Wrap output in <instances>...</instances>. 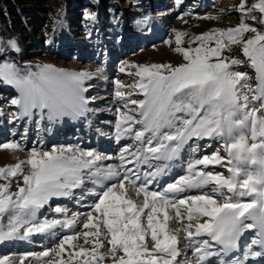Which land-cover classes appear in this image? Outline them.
I'll return each mask as SVG.
<instances>
[{
  "label": "snow or ice",
  "instance_id": "obj_1",
  "mask_svg": "<svg viewBox=\"0 0 264 264\" xmlns=\"http://www.w3.org/2000/svg\"><path fill=\"white\" fill-rule=\"evenodd\" d=\"M246 4L242 0L239 5L241 22L236 27L193 37L191 42H198L195 48L181 47L187 34L176 32L174 51L182 54L184 63L127 66L137 68L135 75L140 79L130 87L138 88L144 99H126L120 90L124 86L116 81L115 96L125 101L124 111L117 108L116 140L127 137L135 142L134 148L121 149L119 167L101 165L112 157L94 150L53 146L51 150L33 148L26 161L0 168V178L23 180L15 192L10 191V184H0V242L54 234L57 227L74 229L79 213L68 219L57 206L54 211L65 214V219L42 222L37 213L53 198L68 197L87 181L100 190L89 192L95 199L82 223L85 231L63 235L55 249L41 253L52 257L47 264H74L77 259L79 264H181V240L194 254L193 260L185 259L183 264H204L210 256L238 251L248 231L253 232L248 251L242 257L221 259L220 264H245L249 256L264 255V31L246 22V18L256 21L252 13L258 11L264 26V0L250 7ZM249 32L252 35L245 38ZM237 45L256 72L254 89L241 83L247 81V74L231 70L241 61L221 58L222 51ZM9 47L18 50L15 40L9 41ZM37 69L33 72L0 57V83L18 90L19 98L11 104L23 116L39 115L55 123L84 115L83 81L91 78L89 74L49 64ZM205 139L219 141L220 147L189 160L184 174L162 190H149L186 146L195 154L201 148L195 142ZM3 147L23 150L16 143ZM153 161L160 162L159 166ZM25 164L28 174L23 172ZM129 164L152 170L141 175ZM215 166L225 172L213 171ZM130 191L142 200H133ZM193 192L197 194H189ZM173 221L178 227H170ZM81 237L83 245L73 243ZM105 240L107 251L102 252ZM88 244L90 248L84 247ZM66 245L72 249L68 259H55L65 253ZM253 245L261 251H252ZM215 246H219L217 251H211Z\"/></svg>",
  "mask_w": 264,
  "mask_h": 264
},
{
  "label": "rangeland",
  "instance_id": "obj_2",
  "mask_svg": "<svg viewBox=\"0 0 264 264\" xmlns=\"http://www.w3.org/2000/svg\"><path fill=\"white\" fill-rule=\"evenodd\" d=\"M241 2L242 0H181L177 4L176 0H114L111 6L115 13L112 15L106 17L103 12L97 10L87 24L84 20L86 15L83 13L77 18L73 14H67L64 10L57 24L53 26V23L49 22L45 9L53 10V7L59 6L60 3L57 0H43L22 20L23 31L28 33L30 39L28 41L34 49L31 50L29 47L28 50L20 52L11 48V56L6 58L33 72L38 70V65L49 64L65 71L89 74L91 78L83 81V88L86 89L83 92L87 100L86 110L82 116L64 117L55 123L40 119L39 115L23 116L21 109L11 104L12 99L19 98L18 90L0 83V168H7L20 161H26L33 148L51 150L53 146H71L94 150L114 158L119 157L117 152H120L126 145H132L134 148L135 142L127 137L120 139L119 142L116 140L117 108L121 111L125 110L123 107L125 101L115 96L116 81L124 86L120 90L125 92L126 99H144V96L139 94L138 88L130 87L137 84L140 79L135 75L137 68L127 66L152 64L177 66L184 63L182 54L174 51L177 47L176 32L187 34L182 37L181 47L195 48L198 42L192 43L193 37L213 29L236 27L241 22V12L238 11ZM111 9L107 13L112 11ZM207 17H215V19ZM246 22L264 31V26L259 25L258 22L247 20ZM59 23L60 29L57 28ZM251 35L250 32L246 33L245 38ZM3 53L4 50L0 51V57L4 58ZM221 58L227 61L232 59L241 61L240 64L232 65L231 70L247 74V81L241 83H247L250 88H256V72L242 54L239 45L233 46L231 50L222 51ZM122 67H125L126 71L121 72ZM242 91H247V89H242ZM129 92L133 93L130 97L127 96ZM129 107L135 106L129 105ZM79 124L83 128L79 127ZM80 136L81 141H77ZM53 137L59 139L48 142V139ZM10 143L19 144L23 150L3 147ZM219 147V141L205 139L201 143L200 150L193 154L186 146L182 165H185L191 156L211 154ZM221 155H224L222 149ZM115 160L106 159L102 162L104 166L109 163V165L118 164ZM128 166L130 168V165ZM22 168L24 174H28L29 166L25 164ZM212 170L225 172V169L220 166H215ZM0 184H10V191L15 192L18 186H23V180L19 176L0 178ZM92 185L86 181L83 188L76 189L67 199L53 198L37 213V219L41 222L45 219L63 220L65 214L66 218L71 219L74 214L79 213V221L73 230L62 231L63 233L57 230L58 233H54V237L45 243L40 237H33L27 240L28 247L23 249H20L23 240L2 241L0 260L6 261V264H21V262L22 264H47L52 257H42L41 253L55 249L63 235L85 231L82 223L85 221V214L90 210L89 206L95 199L93 198L87 205L86 195L92 196L89 192L95 189ZM57 206L61 207L65 214L56 213L54 208ZM104 242L107 243L106 240ZM73 243L83 245L82 237ZM88 245L91 247V244ZM65 248V253L55 259H68V252L72 249L68 245ZM74 264H79V260L77 259Z\"/></svg>",
  "mask_w": 264,
  "mask_h": 264
},
{
  "label": "trees",
  "instance_id": "obj_3",
  "mask_svg": "<svg viewBox=\"0 0 264 264\" xmlns=\"http://www.w3.org/2000/svg\"><path fill=\"white\" fill-rule=\"evenodd\" d=\"M60 3L59 6L53 7V10L46 8V12L49 17V22L53 23V26L57 24L60 19V14L64 12L67 14H73L77 18L83 13L86 23L88 24L91 17L98 10L107 15L115 13L112 8L114 0H57ZM89 1V3H87ZM43 0H0V48L4 50V55L11 56V47H9V41L15 40L17 48L20 52L22 50H33L31 43H29L28 33L23 31V18L26 14H30L31 10L36 9L38 4ZM256 0H247L246 7H250ZM112 8V9H111ZM109 13H107L108 10ZM80 10V11H78ZM257 17L255 22L259 23L261 14L257 11L252 13ZM247 21H252L250 18H246ZM104 21V20H103ZM38 24V23H36ZM260 25V23H259ZM61 28L60 23L57 26Z\"/></svg>",
  "mask_w": 264,
  "mask_h": 264
},
{
  "label": "bare ground",
  "instance_id": "obj_4",
  "mask_svg": "<svg viewBox=\"0 0 264 264\" xmlns=\"http://www.w3.org/2000/svg\"><path fill=\"white\" fill-rule=\"evenodd\" d=\"M133 44V43H132ZM108 106H110V105H108ZM97 114V113H96ZM79 127H81V128H83V126L81 125V124H79L78 125ZM62 127V126H61ZM63 129H66L65 127H62ZM81 128H80V131H81ZM66 131H67V129H66ZM85 132V131H84ZM83 132V133H84ZM86 133V132H85ZM64 135H66V134H64ZM53 138H55L54 140H53ZM52 139H48V142L50 141V142H54V141H57L59 138H57V137H53ZM97 138V137H96ZM81 136L80 137H78V139H77V141H81ZM73 140V139H72ZM210 140V139H209ZM38 142L40 141V140H37ZM196 142H198L197 144H199V145H201V143H203L204 142V140H200V141H196ZM56 143V142H55ZM83 143H85L84 141H83ZM87 144V143H86ZM135 146V145H134ZM212 146H213V143H212ZM118 150V149H117ZM185 150V149H184ZM184 150L180 153V155L176 158V159H174L173 161H171L170 162V167H168V169H167V172H166V174L165 175H162V176H160L156 181H154L151 185H149L148 187H149V190H151V191H160V190H162V187L164 186V185H166L167 183H171L174 179H176L178 176H180V175H183L184 174V169H185V167H186V165H187V163H188V161L189 160H191V159H193V158H195V156L194 157H190V159L185 163V165H182V160H183V152H184ZM117 152V151H116ZM188 152V151H187ZM118 154L120 153V152H117ZM117 154V155H118ZM113 159H116L115 161L116 162H118V164L117 163H114V165H117V167H119L120 166V164H121V161H120V159H119V157L117 156V158H114V157H112V159H109V161H112ZM185 159V158H184ZM104 161V160H103ZM102 162V161H101ZM154 165H156V166H159V163L160 162H156V161H153L152 162ZM104 163L102 162L101 163V165H103ZM110 164V163H109ZM108 164V165H109ZM113 167H114V165H113V163L111 164ZM130 165V168H133V169H136V170H138L139 171V173L141 174V175H143V173H145V172H148V171H151L152 169H149L148 167H147V165H137V164H129ZM104 166V165H103ZM129 167V166H128ZM122 171H123V169H121ZM114 182V181H113ZM105 183H108L107 181H105ZM93 186V185H92ZM93 188H95L94 190L95 191H99L100 190V188L98 187V186H93ZM76 189H79V188H76ZM76 189H73L72 190V194L74 193V191L76 190ZM190 194V193H189ZM129 196H131V198L133 199V200H136L137 202H140L141 200H142V197H140V198H138V197H136V195H135V192L134 191H130L129 192ZM69 197V196H68ZM68 197H60V198H68ZM86 198H88V200L86 199V202H87V205L92 201V199L94 198V196H88V195H86ZM170 227H172V228H176V227H178V225L173 221V222H170ZM59 231V233L60 232H62V231H71V230H73V229H62V228H60V227H57L56 229H54L53 230V232L55 233V234H57L58 233V231ZM63 233V232H62ZM33 237H40L41 238V240H42V242L43 243H45V242H48L52 237H54V235L53 234H40V233H37V234H33L32 236H30V237H28L27 239H24L23 240V242H22V244L20 245V249L22 248H27L28 247V241L27 240H31ZM248 237H250V238H248ZM253 238V232H251V231H248V232H246L245 234H244V236L242 237V239L240 240V242H239V247L242 249V251H241V256H243V254L245 253V252H247L248 251V245H249V243H246L245 242V240H247V239H249L250 240V242H251V239ZM44 239H46L45 241H44ZM21 240V239H20ZM1 243V242H0ZM184 241L183 240H181V243H180V247H181V252H182V255L178 258L180 261H181V264H183V260H185V259H187V260H189V261H191V260H193L194 259V254H193V252H192V250L191 249H188V248H185L184 247ZM31 246H35V245H31ZM89 246V245H88ZM88 246H84V247H86V248H88ZM90 247V246H89ZM219 248V246H215L213 249H211V251H213V252H216L217 251V249ZM107 250V243L105 244V247L103 248V249H101V251L102 252H104V251H106ZM251 250L252 251H261V249L259 248V246H257V247H255V245H253V246H251ZM185 253H186V256H185ZM213 261H215L214 259H208L207 258V260L204 262V264H219V259H217L216 261H215V263H213ZM261 261H264V260H260V256H256V257H252V256H249V258H248V260L245 262V264H258V263H260ZM105 264H110V262H105Z\"/></svg>",
  "mask_w": 264,
  "mask_h": 264
}]
</instances>
